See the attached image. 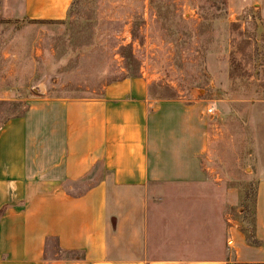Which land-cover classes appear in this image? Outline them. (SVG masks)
<instances>
[{"label": "crops", "instance_id": "1", "mask_svg": "<svg viewBox=\"0 0 264 264\" xmlns=\"http://www.w3.org/2000/svg\"><path fill=\"white\" fill-rule=\"evenodd\" d=\"M72 1L20 14L62 20ZM149 86L123 77L0 125V264H264V107L210 116Z\"/></svg>", "mask_w": 264, "mask_h": 264}, {"label": "rangeland", "instance_id": "2", "mask_svg": "<svg viewBox=\"0 0 264 264\" xmlns=\"http://www.w3.org/2000/svg\"><path fill=\"white\" fill-rule=\"evenodd\" d=\"M22 2L0 0V125L123 77L217 112L264 107V0H73L62 20H30ZM239 216L251 234L252 209Z\"/></svg>", "mask_w": 264, "mask_h": 264}, {"label": "built area", "instance_id": "3", "mask_svg": "<svg viewBox=\"0 0 264 264\" xmlns=\"http://www.w3.org/2000/svg\"><path fill=\"white\" fill-rule=\"evenodd\" d=\"M216 112V104L215 102H210L209 105L205 109V114L213 116ZM229 244H232V240L228 241Z\"/></svg>", "mask_w": 264, "mask_h": 264}, {"label": "trees", "instance_id": "4", "mask_svg": "<svg viewBox=\"0 0 264 264\" xmlns=\"http://www.w3.org/2000/svg\"><path fill=\"white\" fill-rule=\"evenodd\" d=\"M248 238L251 240V234H248ZM253 242H256V241L254 240Z\"/></svg>", "mask_w": 264, "mask_h": 264}]
</instances>
